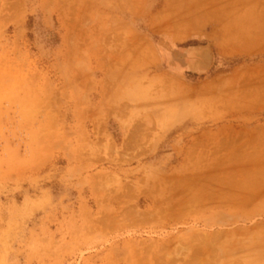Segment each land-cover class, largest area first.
I'll return each mask as SVG.
<instances>
[{
    "label": "rangeland",
    "instance_id": "rangeland-1",
    "mask_svg": "<svg viewBox=\"0 0 264 264\" xmlns=\"http://www.w3.org/2000/svg\"><path fill=\"white\" fill-rule=\"evenodd\" d=\"M249 1L0 0V264H264V193L169 209L242 163L197 152L261 143L264 0ZM164 73L194 90L166 98Z\"/></svg>",
    "mask_w": 264,
    "mask_h": 264
},
{
    "label": "bare ground",
    "instance_id": "bare-ground-1",
    "mask_svg": "<svg viewBox=\"0 0 264 264\" xmlns=\"http://www.w3.org/2000/svg\"><path fill=\"white\" fill-rule=\"evenodd\" d=\"M250 1H251V0H250ZM250 1H249V2H250ZM243 3H244V2H243ZM263 3H264V2H263ZM234 4H235V3H234ZM245 5H246V4H245ZM250 6H251V5H250ZM180 8H181V7H180ZM252 8H253V7H252ZM250 9H251V8H250ZM257 11H258V10H257ZM222 15H223V14H222ZM168 16H169V15H168ZM183 16H184V15H183ZM165 17H166V16H165ZM170 17H171V16H170ZM245 17H246V16H245ZM163 18H164V17H163ZM167 18H168V17H167ZM167 18H164V19H165V20H168ZM179 18H180V17H179ZM236 18H237V17H236ZM169 19L172 21V18H169ZM193 19H195V18H193ZM237 19H239V18H237ZM170 20L165 21L166 23H165V22H162V23H165V24L167 25V22L169 23ZM195 20H196V19H195ZM197 21H199V20H197ZM245 21H246V20H245ZM176 22H177V20H176ZM176 22H175V23H176ZM189 22H190V21H189ZM194 22H196V21H194ZM238 22H239V21H238ZM231 23H232V22H231ZM176 24H177V23H176ZM187 24H188V23H187ZM229 24H230V23H229ZM160 25H162V24H160ZM185 25H186V24H185ZM194 25H195V24H194ZM231 25H232V24H231ZM180 26H181V25H180ZM190 26H191V25H190ZM177 27H178V25H177ZM170 28H171V27H170ZM170 28H169V29H170ZM194 28H195V27H194ZM196 28H198V26H197ZM240 28H242V27H240ZM240 28H237V29H238V30L236 31V34H237V35H238V33H240V32H239V31L241 30ZM171 29H173V28H171ZM171 29H170V30H171ZM175 29H176V28H175ZM184 29H186V28H184ZM187 29H188V28H187ZM176 30H177V29H176ZM179 30H180V28H179ZM192 30H193V29H192ZM235 30H236V29H235ZM248 30H249V29H248ZM182 31H183V30H182ZM249 31H250V30H249ZM185 32L187 33V31H185ZM241 32H243V30H241ZM172 33H173V32H172ZM181 33L183 34V32H181ZM244 33H245V32H244ZM249 33H250V32H249ZM179 34H180V31H179ZM179 34H178V36L181 35V34H180V35H179ZM234 35H235V34H234ZM239 35H240V34H239ZM178 36H177V37H178ZM181 36H182V35H181ZM183 36H186V35L184 34ZM237 37H238V36H237ZM231 39H232V38H231ZM249 41H250V40H249ZM125 43H126V42H125ZM127 44H128V43H127ZM125 46H127V45H125V44L122 45V47H125ZM128 46H129V45H128ZM125 48H126V47H125ZM125 48H124V49H125ZM135 48H136V46H135ZM235 48H236V47L232 46V47H227V48H225L224 50L227 51V52H229V51L234 50ZM238 49H239V48H238ZM144 51H145V50H143L142 52H144ZM149 51H150V50H149ZM149 51H147L148 54H149ZM142 52L140 51L141 56L143 55ZM145 52H146V51H145ZM151 53H152V51L150 52V55H149V56H151V57L154 58V56H155L154 53H153V54H151ZM138 54H139V52H138ZM138 54H137V56H138ZM139 55H140V54H139ZM145 55H146V53H145ZM141 56H140V58H141ZM149 56H148V57H149ZM146 57H147V55H146ZM138 58H139V57H138ZM138 58L136 57L135 59L137 60ZM149 58H150V57H149ZM153 58H152V59H153ZM155 58H156V57H155ZM155 58H154V59H155ZM146 59H147V58H146ZM147 60H148V59H147ZM164 75H165V73H164ZM164 75H163L162 77H160L159 79H157V81L159 82L160 87H162V88H167V90L169 91V93H168L167 95H164L166 98L169 99L170 97H172V95H176V94H177V95H179V94H187L188 92H191L192 90H194L192 86H188V85H185L184 83H180V82H178V80L176 79L177 77H175L174 75H172V74H171V75H170V74H167V75H165V76H164ZM158 76H159V75H158ZM148 80H149V81H152V79H148ZM209 83H210V82H209ZM157 85H158V84H156V86H157ZM213 87H214V86H213L212 84H206L203 88H201V90L212 91V89H214ZM227 144H228V143H227ZM234 145H235V144H234ZM228 146H229V145H228ZM228 146L225 148L226 151L229 150V149H228ZM248 146H249V145H248ZM230 147L233 148V146H231V145H230ZM230 147H229V148H230ZM221 148H222V147H221ZM258 148H259V147H258ZM258 148H257V149H258ZM195 149H196V148H194V150H193L194 152H195ZM198 149H199V147H198ZM263 149H264V148H263ZM191 150H192V149H191ZM243 150H244V149H243ZM193 151H191V152H193ZM220 151H221V150H220ZM256 151H257V150H256ZM233 152H234V151H233ZM252 152H253V151H252ZM208 153H209V152H208ZM222 153H223V152H222ZM231 153H232V152H231ZM242 153H243V152H242ZM242 153H241V154H242ZM245 153H246V152H245ZM248 153H249V152H248ZM257 153H258V152H257ZM257 153H256V154H257ZM187 154H190V152L187 153ZM197 154H198V155H197ZM197 154H196V155H197V159H196V161L191 162L192 160H190L193 156L196 157V155H190V156H192V157L187 158V159H188L191 163H194V162H195V163H196L195 165H200V164H201L200 162H202L203 160H208V161H213V160H214V161H215V160L217 159L216 156L211 157V156L207 155V153H205V152H203V151H201V150L199 151V153L197 152ZM219 154H220V152H219ZM219 154H218V155H219ZM249 154H250V157H251V154H252V153H249ZM249 154H248V155H249ZM256 154H255V155H256ZM259 154H260V152H259L257 155L259 156ZM261 154H262V153H261ZM224 155H225V154H224ZM224 155H223V158H222V156H220V157L223 159V161H224V163H225V159L227 158V156H226L225 159H224ZM231 155H232V154H231ZM231 155H230V156H231ZM233 155H234V154H233ZM236 155H237V153H236ZM248 155H245V156H247V158H248ZM252 155H253V154H252ZM234 156H235V155H234ZM234 156H233V158H234ZM240 156H241V155H240ZM194 157H193V158H194ZM228 157H229V156H228ZM238 158H241V159H242V157H238ZM238 158H235V159L238 160ZM254 158H255V157H254ZM259 158L261 159V157H259ZM259 158H258V159H259ZM187 159H186V160H187ZM227 159H229V158H227ZM230 159H231V158H230ZM241 159H240V160H241ZM218 160H219V159H218ZM231 160H232V159H231ZM248 160H249V159H248ZM252 160H253V158H252ZM259 161H261V160H259ZM259 161H258V163H255V164H259V166H261V165L263 166V164L260 165L261 162H259ZM215 162H216V161H215ZM215 162H214V163H215ZM217 162H218V161H217ZM226 162L229 163L228 160H227ZM230 162H231V161H230ZM256 162H257V161H256ZM263 162H264V161H263ZM263 162H262V163H263ZM186 163H187V161H186ZM188 163H189V162H188ZM188 163H187V164H188ZM197 163H198V164H197ZM219 163H220V160H219ZM228 163H227V164H228ZM246 163H247V162H246ZM250 163H251V162H250ZM241 164H243V160H242V163H241ZM188 165H189V164H188ZM222 166H224V165H222ZM189 167H192V166L189 165ZM235 167H236V166H235ZM263 167H264V166H263ZM198 168L200 169L199 166H194V165H193V169H194V170L196 169V172H197ZM237 168H238V167H237ZM244 168H245V165H244ZM248 168H249V167H248ZM257 168H258V166H257ZM233 169H235V168H233ZM246 169H247V168H246ZM258 169H260V167H259ZM231 170H232V169H231ZM237 170H238V169H237ZM237 170H236V171H237ZM238 171H239V170H238ZM241 172H242V171H241ZM216 173H218V172H216ZM219 173H221V174H222V173L225 174V176L222 174V176H221V178H220L221 180H222L223 177H226V176L228 175V174L226 175L225 172H222V171L220 172V170H219ZM219 173H218V174H219ZM250 173H252L251 176H253V172H250ZM218 174H217V175H218ZM238 174H239V172H238ZM242 174H243V173H242ZM242 174H241V175H242ZM256 174H257V173H256ZM246 175H247V174H246ZM259 175H261V173H260ZM185 176H186V175H185ZM187 176L189 177L190 175H187ZM197 176H198V177H197ZM199 176H200V175H197V173H196V174L194 175L193 179H194L195 177H196V178H199ZM214 176H215V175H213L212 177H214ZM248 176H249V175H248ZM248 176H247V177H248ZM188 177H186L185 179H183L182 176H181V178H182V179H180L181 181H179V182H177V183H173V184L171 183V184H172L174 187H176L177 189H179V188H181V187H182V188H188V187H186V185H187L186 183H187V179H188ZM263 177H264V176H263ZM252 178H253V179H254V178H257V180H258L257 182L260 181L259 178H258V175H254V177H252ZM191 179H192V178H191ZM220 179H219L218 181H220ZM226 179H228V177H226ZM247 179H248V178L245 177L244 180H247ZM250 179H251V177H250ZM188 180H189V179H188ZM205 180H206V179H205ZM207 180H208V179H207ZM248 180H249V179H248ZM261 180H262V179H261ZM189 181H190V180H189ZM203 181H204V180H203ZM212 181L214 182L215 179L212 180ZM237 181H239V180H237ZM242 181H243V180H242ZM254 181H255V183H253L252 181H251V182H252L254 185H256V179H255ZM206 182H207V181H206ZM208 182H209V180H208ZM251 182H250V184H251ZM260 182H261V181H260ZM188 183H189V182H188ZM193 183H194V185H195L196 187L199 188V183H198V184L195 183V182H193ZM209 183H211V180H210ZM209 183H207V184H208V185H211V184H209ZM225 183H226V182H224V184H223V183H222V184L219 183V184H221V185H223V186L220 185L222 188H221V187H218V188H217V185H216V189H219V188H220V189H225V190H226V188H227L228 186H227L226 188H224V186H226ZM230 183H231V182H230ZM240 183H241V182H240ZM243 183H244V182H243ZM245 183H246V182H245ZM245 183H244V184H245ZM262 183L264 184V181H263V180H262V182H261V185H262ZM214 184H216V181L214 182ZM234 184H235V183H234ZM241 184H242V183H241ZM244 184H243V185H244ZM246 184H248V183H246ZM189 185H190V183H189ZM191 185H192V184H191ZM197 185H198V186H197ZM200 185H201V183H200ZM205 185H206V184H205ZM208 185H207V186H208ZM227 185H229V182H228ZM243 185H242V186H243ZM254 185H252V186H254ZM257 185H259V184L257 183ZM257 185H256V186H257ZM201 186L204 187V185H201ZM230 186H231V184H230ZM233 186H235V185H233ZM236 186H237V184H236ZM247 186H248L250 189H251V188L253 189V187H251V185H250V186H249V184H248V185H245V187H247ZM203 187H202V188H203ZM208 187L211 188V186H208ZM208 187H207V189H208ZM212 187L214 188V185H212ZM261 187H262V186H261ZM210 188H209V189H210ZM229 188H231V187H229ZM237 188H238V190H241V189H242V188L239 189V187H237ZM243 188H244V187H243ZM216 189H215V190H216ZM255 189H256V188H255ZM258 189H260V190H258V191H261L263 188L261 189V188L258 187ZM190 190H193V189H190ZM190 190H189V191H190ZM204 190H205V189H204ZM211 190L214 191V189H211ZM225 190H224V191H225ZM227 190H228V189H227ZM227 190H226L225 192L222 191L220 194H219V192H218V190H217L218 193H215V195L217 194V196H219V195L221 196V197H218V198H217V196L215 197V195L211 194L212 191H210V192H208V193L211 194L213 197H215V198L217 199V201H220V200H222L223 198H224L223 200H227V198H230V197H227L228 195H225V196L223 197V195H224L226 192H227V193L229 192V190H228V191H227ZM234 190H235V189H234ZM242 190H243V189H242ZM256 190H257V189H256ZM183 191H184V190H183ZM230 191H231V190H230ZM236 191H237V190H236ZM253 191H255V190H253ZM253 191H252V192H253ZM191 192H192V191H191ZM196 192H198V191H196ZM206 192H207V191H206ZM214 192H215V191H214ZM214 192H213V193H214ZM223 192H224V193H223ZM232 192H233V191H232ZM250 192H251V191H250ZM250 192H249V193H250ZM252 192H251V194H252ZM208 193H207V194L204 193L205 196H207V198H206L205 196H204V198H206L207 200H208V199H209V200H211V199L214 200L215 198H213L212 196L210 197ZM222 193H223V195H222ZM227 193H226V194H227ZM230 193H231V192H229V194H230ZM234 193H235V192L231 193L232 196H231V198H230V199H233V201H235V198L238 199V197L232 198ZM238 193L240 194V193H242V192H241V191H240V192L238 191ZM249 193H248V195H249ZM254 193H259V192L255 191ZM198 194H199V193H198ZM201 194H202V193H201ZM218 194H219V195H218ZM235 194H237V193H235ZM239 194H237V196H238ZM245 194H247V193H246V192H243L242 195H245ZM190 195H191V194H190ZM242 195H239V196H242ZM260 195H261V194H260ZM181 196H183V195H181ZM181 196L178 198V200L174 201V203H172V204L169 205L170 208L168 207L169 209H172V208H173V212H174V209H176V210H175V211H176L175 213H179V214L182 213V214H183V213H185V212H187V211H189V210H198V207H199L198 205L202 206L201 203H200V199H201V198L199 197V198H200V199H199V198L197 197V195H193L192 197H190L191 199H190V198H187V199H186V197H188L189 194H187V196H185V198H184V197H181ZM198 196H199V195H198ZM202 196H203V195H202ZM208 196H209V197H208ZM229 196H230V195H229ZM235 196H236V195H235ZM250 196H252V197L254 196V197L252 198V200H254L255 197H256L255 194H254V195H249L248 197H250ZM222 197H223V198H222ZM226 197H227V198H226ZM245 197L248 198L246 195H245ZM245 197H244V198H245ZM220 198H221V199H220ZM225 198H226V199H225ZM239 198H240V197H239ZM256 198H257V197H256ZM216 199H215V201H216ZM230 199H228V200L230 201V203H234L233 201L231 202ZM241 199H242V198H241ZM249 199H250V198H249ZM198 200H199V201H198ZM202 200H203V199H202ZM202 200H201V202H202L203 205H204V202H203V201H205L206 203L209 202V200H208V201L205 200V199H204L203 201H202ZM223 200H222V201H223ZM228 200H227V201H228ZM244 200H245V199H243L242 201H244ZM262 200H263V199H262ZM170 202H171V201H170ZM238 202H239V199H238ZM240 202H241V201H240ZM245 202L248 203L247 201H244V202H242V203H245ZM236 203H237V202H236ZM249 203H250V202H249ZM237 204H238V203H237ZM174 206H175V207H174ZM204 206H205V205H204ZM194 208H195V209H194ZM199 208H200V207H199ZM263 209H264V208H263ZM166 210H167V209H166ZM135 211H136V210H135ZM168 211H169V210H168ZM248 212H249V211H248ZM166 213H167V212H166ZM166 213H165V214H166ZM168 214L171 215V214H170V211L168 212ZM182 214H181V215H182ZM218 214H219V213H218ZM220 214H222V213H220ZM237 214H238V213H237ZM136 215H137V216H136ZM226 215H227V214H226ZM148 216H151V217H152V216H154V213H150V211H147V212H145V211H144V212H139V213H136V214H135V219H136V220H139V219L141 220V219H143V218H145V217H148ZM171 216H172V215H171ZM173 216H174V215H173ZM219 216L222 217L223 215H219ZM235 216H236V215H235ZM237 216H238V215H237ZM237 216H236V217H237ZM176 217H177V215H176ZM230 217H231V216H230ZM238 217H239V216H238ZM223 218H224V217H222V219H223ZM226 218H227V217H226ZM133 219H134V218H133ZM180 219H181V218H180ZM230 219H231V218H230ZM223 220H224V219H223ZM147 222H148V221H147ZM257 226H258V225H257ZM259 228L264 229V227H263V228H262V227H259ZM259 228H258V229H259ZM249 230H250V229H249ZM187 231H188V230H187ZM235 231H236V230H235ZM258 231H260V230H258ZM258 231H257V233L260 234L261 232H258ZM233 232H234V230L232 231L231 234H233ZM236 232H237V231H236ZM246 232H247V233H250L248 230H247ZM196 233H197V232H196ZM196 233H195L194 235H196ZM217 233H219V232H217ZM217 233L214 234V237H212V238H213V241L219 240V239L217 238V237H218ZM250 234H252V233H250ZM261 234H264V231H263V233H261ZM194 235H193V236H194ZM215 235H217L216 240L214 239V238H215ZM219 235H220V233H219ZM235 235H236V233L234 232V235H233L234 237H233V236H230V234H229L228 237H229V238L232 237L233 239H235V237H236ZM239 235H240V234H239ZM200 236H201V235H200ZM212 236H213V235H212ZM256 236H257V235H256ZM260 236H261V235H260ZM187 237H188V236H187ZM187 237L185 238V240L187 239ZM202 237H203V236H201V238H202ZM252 237H255V236L252 235ZM189 238H190V236H189ZM191 238H192V235H191ZM209 238H210V237H209ZM209 238H208V237L206 238V239H207L206 242L202 241V242H204V245H206V244L209 245V244H211V243H212L211 245H213L212 240H211V242H209V241H210ZM220 238H221V237H220ZM262 238H264V235H263ZM174 239H175V238H174ZM198 239H199V238H198ZM233 239L230 240L231 242H226V243H224L225 245L222 243L223 247H224V248H228V247H230L231 245L235 244L234 242H236L237 240L234 241ZM250 239H251V241H253V239H252L251 237H250ZM250 239H249V241H250ZM204 240H205V239H204ZM223 240H224V239H223ZM172 241H173V240H172ZM233 241H234V242H233ZM238 241L241 243L240 240H238ZM173 242H174V241H173ZM173 242H172V243H173ZM193 242H194V240H193ZM255 242H256V241H255ZM263 242H264V240H263ZM244 243H246V242H244ZM252 243H253V242H252ZM214 244H216V242H214ZM255 244H256V243H255ZM255 244H254V245H255ZM261 244H262V243H261ZM168 245H169V243H164V245H160L159 248L157 249V252H158L160 249H162V248L164 249V247L166 248ZM170 245H172V244L170 243ZM178 245H179V243H178ZM186 245H187V244H186ZM202 245H203V244H202ZM217 245L221 248V244H220V245H219V244H216V247H218ZM254 245H253V246H254ZM169 247H170V246H169ZM169 247H168L167 249L170 251L172 247H171V248H169ZM250 247H252V246H250ZM197 248H198V251L195 250V255H194V258H193L192 260H193V261L195 260V263L198 262V261H202V260H203L202 263H204V260H205L206 258L204 259L203 256H202V254L205 253V252H207V251L205 250V248L202 249V248L199 247V246H198ZM200 248H201L202 250H199ZM163 249H162V250H163ZM173 249L175 250V248H173ZM216 249H218V248H216ZM164 250H165V249H164ZM182 250H183V249H182ZM222 250H223V249H222ZM224 250H225V249H224ZM224 250H223V251H224ZM226 250H227V249H226ZM228 250H229V248H228ZM169 251H168V252H169ZM187 251H188V250H187ZM208 251H209V250H208ZM261 251L264 252V248H261ZM159 252H160V251H159ZM159 252H158V253H159ZM164 252H165V251H164ZM166 252H167V251H166ZM168 252H167L168 255L166 254L167 256H166L165 259H166V260H168V259L171 260V258H172L173 256L170 255ZM161 253H162V252H160V254H161ZM177 253H178V252H177ZM207 253H208V252H207ZM178 254H180V253H178ZM192 254H193V253H192ZM208 254H209V253H208ZM156 255H157V254H156ZM190 255H191V254H190ZM205 255H206V254H205ZM186 256H187V255H186ZM152 257H153V256H152ZM189 257H190V256H189V254H188V258H189ZM205 257H208V255H206ZM149 258H150V257H149ZM202 258H203V259H202ZM162 259H163V258H162ZM208 259H209V258H208ZM169 260H168V261H169ZM189 260H191V259L189 258ZM206 260H207V259H206ZM175 262H176V261H175ZM205 262H206V261H205ZM149 263H150V262H149ZM152 263H153V262H152ZM192 263L194 264V262H191V261H188V262H187V261H186L185 264H192ZM137 264H139V262H138ZM166 264H168V263H166Z\"/></svg>",
    "mask_w": 264,
    "mask_h": 264
},
{
    "label": "crops",
    "instance_id": "crops-1",
    "mask_svg": "<svg viewBox=\"0 0 264 264\" xmlns=\"http://www.w3.org/2000/svg\"><path fill=\"white\" fill-rule=\"evenodd\" d=\"M256 131H258L259 134L261 135V137H259V138H261V141H260L261 143H258V144H257V148L259 147L258 149H257V148L254 149L253 152H252V151H249V153H252V154H253V155L251 154V157H250V154H249L248 152H246V151H244L242 154L239 153V154L236 155L237 152H235V150H236L237 147H236V145H234L233 143H228V144L225 145V147H227V146L229 145V146H228V149H229V150H227L226 152H223V153L220 152V154H219V152H217V154L214 155V156L217 157V159L215 160L216 162H215L214 160H213V161H210V162H211V163H214V162H215V163H216V164H215L216 166H219V165L222 166V165H224L225 163H228V162H226L227 160L229 161V163H230V161L233 163V162H242V160H243V163H244V165H245V168H244V165H242V164L240 163V165H239V164H236V165H235L236 167H233V168H235V169L230 168V169H224V170H221L222 172H225L226 175L228 174V175L226 176V177H228V179H226V177H223L222 180H221L220 178H221V176H222L223 173L221 174V173H219V172H218L219 174H218V173L214 174V175H215L214 177H212L213 175H208V176H204V177L200 175L199 177H201V178L203 177V178H205L206 181H207V182H202V183H201V185H204V187L201 186V185H200V182H199V188H197V189H198V193H200V198H201V199H200V198H199V199H200V203H201L202 206H203V204H202L201 200H202V199H203V200H204V199L207 200V199H206L207 196H205V194H207L208 192L212 191L211 189H214V191H215V192L212 191L211 194H213V195H215V193H218V192H219V194H220L222 191L225 190V189H220V188H219V189H216V185H217V188H218V187H221V186H223V185H221V184H222V183L224 184V182H226V183H225L226 186H224V188H226V187L228 186V187L226 188V190L228 189L229 192H231V193L235 192V193L239 194L238 191H239V192L241 191L242 193H240L239 195H242L243 192H246L247 194H245V195H246L247 197H248L249 195H254V194H255V196L257 197L258 195L264 193V184L262 183V185H261L262 180L264 181V177H263V176H264V167H263V166H264V162H263V161H264V149H263L264 146L262 145V144H263V141H264V129H263V128H257ZM230 145L233 146V148L230 147ZM229 147H230V148H229ZM256 150H257V151H256ZM233 151H234V152H233ZM231 152H232V153H231ZM245 152H246V153H245ZM257 152H258V153L260 152L259 156L257 155V154H258ZM205 153H206V152H205ZM256 153H257V154H256ZM261 153H262V154H261ZM218 154H219V155H218ZM224 154H225V155H224ZM231 154H232V155H231ZM233 154H234L235 156H234ZM248 154H249V155H248ZM255 154H256V155H255ZM207 155L210 156V153H207ZM223 155H224V159H225L226 156H227V158H229V159H227V158L225 159V163H224V161H223V159H222V158H223ZM230 155H231V156H230ZM240 155H241V156H240ZM245 155H248V158H247V156H245ZM220 156H222V158H221ZM228 156H229V157H228ZM233 156H234V158H233ZM238 157H242V159H241V158H238ZM254 157H255V158H254ZM259 157H261V159H260ZM230 158H231L232 160H231ZM235 158H238V160L235 159ZM252 158H253V160H252ZM258 158H259V159H258ZM218 159L220 160V163H219V160H218ZM240 159H241V160H240ZM248 159H249V160H248ZM259 160H261V161H259ZM217 161H218V162H217ZM256 161H257V162H256ZM258 161L261 162L260 165L263 164V166H262V165L259 166V164H255V163H258ZM246 162H247V163H246ZM250 162H251V163H250ZM262 162H263V163H262ZM229 163H228V164H229ZM245 163H246V164H245ZM224 166H225V165H224ZM257 166H258V168L260 167V169H258ZM237 167H238V168H237ZM248 167H249V168H248ZM246 168H247V169H246ZM200 169H201V167H200ZM231 169H232V170H231ZM237 169H238L239 171H238ZM198 170H199V168H198ZM198 170H197V175H199ZM236 170H237V171H236ZM221 171H220V172H221ZM241 171H242V172H241ZM238 172H239V174H238ZM250 172H253V176H251L252 173H250ZM242 173H243V174H242ZM256 173H257V174H256ZM260 173H261V175H259ZM217 174H218V175H217ZM241 174H242V175H241ZM246 174H247V175H246ZM223 175L225 176V174H223ZM248 175H249V176H248ZM254 175H258V178H259V180H260L261 182H260V181L257 182V181H258L257 178H254V179H253L252 177H254ZM247 176H248V177H247ZM197 177H198V176H197ZM245 177L248 178L249 180H248V179H247V180H244ZM250 177H251V179H250ZM195 178H196V177H195ZM207 179L209 180V182H210V180H211V183H209ZM214 179H215V181H216V184H214L215 181H214V182L212 181V180H214ZM219 179H220V181H218ZM255 179H256V185H257V183L259 184V185H257V186L253 184V183H255V181H254ZM261 179H262V180H261ZM237 180H239V181H237ZM242 180H243V181H242ZM251 181H252L253 183H252ZM228 182H229V185H227ZM230 182H231V183H230ZM240 182H241L242 184H241ZM243 182H244V183H245V182L248 183L249 186L251 185V187H253V189H252V188L250 189L248 186L245 187V185H248V184H246V183L244 184ZM250 182H251V184H250ZM207 183H209V184H211V185H208ZM219 183H221V184H219ZM234 183H235V184H234ZM197 184H198V183H197ZM205 184H206V185H205ZM230 184H231V186H230ZM236 184H237V186H236ZM243 184H244V185H243ZM207 185H208V186H211V188L208 187ZM212 185H214V188L212 187ZM220 185H221V186H220ZM233 185H235V186H233ZM242 185H243V186H242ZM252 185H254V186H252ZM197 186H198V185H197ZM261 186H262V187H261ZM202 187H203V188H202ZM207 187H208V189H207ZM229 187H231V188H229ZM237 187H239V189L242 188L243 190H242V189H241V190H238ZM243 187H244V188H243ZM258 187L261 188V189L263 188V189H262L261 191H258V190H260V189H258ZM209 188H210V189H209ZM221 188H222V187H221ZM255 188H256L257 190H256ZM204 189H205V190H204ZM215 189H216V190H215ZM234 189H235V190H234ZM217 190H218V192H217ZM226 190H225V191H226ZM228 190H227V191H228ZM230 190H231V191H230ZM236 190H237V191H236ZM253 190H255V191L259 192V193H254L255 191H253ZM206 191H207V192H206ZM225 191H224V192H225ZM232 191H233V192H232ZM250 191H251V192L253 191L252 194H251ZM213 192H214V193H213ZM224 192H223V193H224ZM229 192H228V193L226 192L227 194L225 193L224 195H223V193H222L223 197H224L225 195H228L227 197H230V198H231L232 195H231V193L229 194ZM249 192H250V193H249ZM201 193H202V194H201ZM204 193H205V194H204ZM235 193L233 194V197H232V198L238 197L239 202H238V199H237V198H235V201H233V199H230V198H227V197H226L227 200L230 199L231 202L233 201L234 203H230L229 200H228V201H227V200H223V199H224L223 197H222V198H223L222 200H223V201H227V204H228L229 206H232V207H234V206H242V207H243V206H245L246 204H248V203L252 200V198L254 197V196H253V197L250 196V197L246 198L245 195H242V196H239V195H238V196H237V194H235ZM248 193H249V195H248ZM208 194H209V193H208ZM211 194H209L210 197L212 196ZM219 194H218V195H219ZM202 195H203V196H202ZM229 195H230V196H229ZM235 195H236V196H235ZM204 196H205L206 198H204ZM209 196H208V197H209ZM216 196H217V194L215 195V197H216ZM212 197H213V196H212ZM215 197H213V198H215ZM218 197H221V196L219 195V196H217V198H218ZM239 197H240V198H239ZM244 197H245V198H244ZM226 198H225V199H226ZM241 198H242V199H241ZM249 198H250V199H249ZM215 199H216V198H215ZM215 199H214V200H215ZM220 199H221V198H220ZM243 199H245L244 201H247L248 203H246V202H245V203H242V202H244V201H242ZM203 200H202V201H203ZM208 200H209V199H208ZM208 200H207V201H208ZM211 200H212V199H211ZM216 200H217V199H216ZM222 200H220V201H222ZM198 201H199V200H198ZM240 201H241V202H240ZM203 202H204V204L206 203L205 201H203ZM236 202H237L238 204H237ZM198 206H199V207H202V206H200V205H198ZM199 207H198V208H199ZM194 209H195V208H194ZM220 213H222V214H220ZM220 213H219V214L216 213V216L219 217V218H218L219 221H222V222H224V223L227 222V220H229L231 217H235V215H236V216L238 215L239 217H243V216H245V215H248L247 213H244V214H237V213H235V214H231V217H230L229 215H226V214H224L223 212H220ZM219 215H223V216L230 217V218H226V217H224V218H223L224 220H223L222 217L219 216ZM238 216H237V217H238ZM205 250L208 251V249H205Z\"/></svg>",
    "mask_w": 264,
    "mask_h": 264
}]
</instances>
